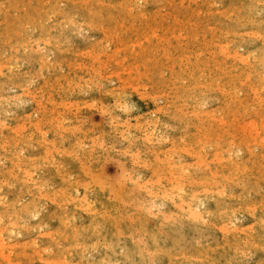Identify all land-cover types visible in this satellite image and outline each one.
Instances as JSON below:
<instances>
[{
  "label": "rangeland",
  "instance_id": "rangeland-1",
  "mask_svg": "<svg viewBox=\"0 0 264 264\" xmlns=\"http://www.w3.org/2000/svg\"><path fill=\"white\" fill-rule=\"evenodd\" d=\"M263 1L0 0V264L264 262Z\"/></svg>",
  "mask_w": 264,
  "mask_h": 264
},
{
  "label": "bare ground",
  "instance_id": "bare-ground-1",
  "mask_svg": "<svg viewBox=\"0 0 264 264\" xmlns=\"http://www.w3.org/2000/svg\"><path fill=\"white\" fill-rule=\"evenodd\" d=\"M54 1H55V0H54ZM123 1H124V0H123ZM255 1H256V0H255ZM36 2H37V1H36ZM127 2H128V1H127ZM263 2H264V1H263ZM28 3H29V2H28ZM28 3H27V4H28ZM43 3H44V1H43ZM55 3H56V2H55ZM242 3H243V2H242ZM257 3H258V2H257ZM257 3H256V4H257ZM52 4H53V3H52ZM121 4H122V3H121ZM244 4H245V3H244ZM262 4H263V3H262ZM58 5H59V4H58ZM263 5H264V4H263ZM242 6H243V5H242ZM41 7H42V6H41ZM48 7H49V6H48ZM54 7H55V8L52 9V12H53V10L56 9L58 6H57V7L54 6ZM257 7H259V5H258ZM260 7H262V6H260ZM49 8H50V7H49ZM85 8H86V7H85ZM119 8H120V7H119ZM25 9H26V8H25ZM25 9H24V10H25ZM33 9H34V8H33ZM43 9H44V11H45L46 8H43ZM229 9H230V8H229ZM241 9H242V8H241ZM257 9H258V8H257ZM262 9H263V8H262ZM26 10H27V9H26ZM28 10H29V9H28ZM37 10H38V9H37ZM129 10H130V8H129ZM234 10H235V9H234ZM258 10H259V9H258ZM17 11H18V10H17ZM40 11H41V10H40ZM49 11H50V10H49ZM93 11H94V10H93ZM125 11H127V10H125ZM132 11H133V10H132ZM235 11H236V10H235ZM255 11H256V10H255ZM24 12H25V11H24ZM52 12H51V13H52ZM59 12H60V11H59ZM89 12H90V11H89ZM237 12H238V11H237ZM242 12H243V11H242ZM53 13H54V12H53ZM62 13H63V12H62ZM128 13H129V12H128ZM257 13H258V12H257ZM259 13H260V12H259ZM259 13H258V14H259ZM261 13H262V12H261ZM14 14H15V13H14ZM58 14H59V13H58ZM65 14H66V13H65ZM123 14H124V13H123ZM227 14H229V13L227 12ZM234 14H235V12H234ZM236 14H237V13H236ZM238 14H239V12H238ZM240 14L243 15L244 13H240ZM49 15H50V14H48V17H49ZM130 15H131V13H130ZM130 15H129V17H130ZM231 15H232V14H231ZM231 15H230V16H231ZM253 15H254V14H253ZM44 16H45V15H44ZM51 16H52V14H51ZM62 16H63V15H62ZM68 16H69V15H68ZM70 16H71V15H70ZM104 16H105V15H104ZM233 16H234V15H233ZM255 16H257V14H256ZM258 16H259V15H258ZM4 17H5V16H4ZM13 17H14V15H13ZM21 17H22V16H21ZM27 17H28V16H27ZM53 17H54V15H53ZM53 17H51V18H53ZM56 17H57V16H56ZM105 17H106V16H105ZM246 17H247V15H246ZM11 18H12V17H11ZM63 18H64V16H63ZM70 18H71V17H70ZM234 18H236V17L234 16ZM256 18H257V17H256ZM12 19H13V18H12ZM23 19H24V18H23ZM27 19H28V18H27ZM46 19H47V18H46ZM57 19H58V18H57ZM59 19H60V18H59ZM61 19H62V18H61ZM61 19H60V21H61ZM113 19H114V18H113ZM121 19H122V18H121ZM245 19H246V18H245ZM262 19H263V18H262ZM2 20H3V19H2ZM7 20H8V19H7ZM43 20H44V19H43ZM43 20L41 19V21H43ZM62 20H63V19H62ZM67 20H68V19H67ZM88 20H89V19H88ZM241 20H242V18H241ZM251 20H252V19H251ZM3 21H4V20H3ZM9 21H10V20H9ZM96 21H97V20H96ZM114 21H115V20H114ZM246 21H247V20H246ZM254 21H255V20H254ZM39 22H40V19H39ZM43 22H44V21H43ZM72 22H73V21H72ZM76 22H77V21H76ZM233 22H235V21H233ZM233 22H232V23H233ZM258 22H259V21H258ZM5 23H6V22H5ZM5 23H4V25H5ZM9 23H11V22H9ZM74 23H75V22H74ZM98 23H99V22H98ZM262 23H263V22H262ZM243 24H244V23H243ZM249 24H251V23H249ZM255 24H256V23H255ZM259 24H260V23H259ZM244 25H246V24H244ZM234 26H235V23H234ZM241 26H242V25H241ZM256 26H258V25H256ZM256 26H255V27H256ZM249 27H250V26H249ZM257 28H259V27H257ZM5 29H7V27H6ZM40 29H41V28H40ZM262 29H263V28H262ZM7 30H8V29H7ZM7 30H6V31H7ZM257 30H258V29H257ZM263 30H264V29H263ZM4 31H5V30H4ZM0 32H1V31H0ZM255 32H257V31H255ZM255 32H254V34H255ZM5 33H6V32H5ZM261 33H262V32H261ZM0 34H1V33H0ZM258 34H259V33H258ZM1 36L3 37L2 34H1ZM1 36H0V37H1ZM256 36H257V35H256ZM262 36H263V35H262ZM262 36H261V38H262ZM259 37H260V35H259ZM249 38H250V36H249ZM256 38H257V37H256ZM263 38H264V37H263ZM263 38H262V39H263ZM7 39H8V38H7ZM252 39H253V38H252ZM257 39L259 40V38H257ZM257 39H256V40H257ZM258 40H257V41H258ZM254 41H255V40H254ZM261 41H262V40H261ZM244 42H245V41H244ZM244 42H243V43H244ZM255 42H256V41H255ZM258 42H260V41H258ZM262 42H263V41H262ZM260 43H261V42H260ZM260 43H259V44H260ZM263 45H264V44H263ZM260 47H261V45H260ZM262 47H263V46H262ZM257 48H258V47H256V49H257ZM259 49H260V48H259ZM252 51H253V50H252ZM259 51H260V50H259ZM262 51H263V50H262ZM238 52H239V51H236L235 54H237ZM260 52H261V51H260ZM242 53H243V52H242ZM242 53H241V54H242ZM246 53H247V52H246ZM251 53H252V52H251ZM255 53H256V52H255ZM225 54H226V53H225ZM262 54H263V52H262ZM262 54H261V55H262ZM247 55L250 56V54H248V53H247ZM253 55H254V54H253ZM259 55H260V54H259ZM237 56H238V55H237ZM237 56H236V57H237ZM240 58H242V56H241ZM245 58H246V57H245ZM245 58H244V60H245ZM248 58L250 59V57H248ZM248 58H247V60H249ZM252 59H253V58H252ZM259 59H260V57H259L257 60H259ZM247 60H246V61H247ZM263 60H264V59H263ZM240 61H242V60H240ZM255 61H256V59H255ZM255 61H253L254 64L256 63ZM244 62H245V61H244ZM244 62H242V63H244ZM259 62H262V63H263L262 59H261V61H259ZM248 63H249V62H248ZM262 63H261V64H262ZM244 64H245V63H244ZM259 64H260V63H259ZM261 64H260V65H261ZM263 65H264V64H263ZM255 66H258V65L255 64ZM244 69H245V68H244ZM261 69H262V68H261ZM236 70H237V69H236ZM237 71H238V70H237ZM234 72H235V71H234ZM234 72H233V73H234ZM257 72H258V71H257ZM259 72H260V70H259ZM259 72H258L257 74H259ZM261 72H263V71H261ZM176 73H177V72H176ZM237 73H238V72H237ZM242 73H243V72H242ZM250 73H251V72H250ZM178 74H179V73H178ZM217 74H220V73H217ZM226 74H227V73L225 72V75H223V76H226ZM240 74H241V73H240ZM243 74H245V73H243ZM243 74H242V75H243ZM179 75H180V74H179ZM193 75H195V73H194ZM221 75H222V74H221ZM227 75H228V74H227ZM230 75H231V74H229V76H230ZM236 75H237V74H236ZM260 75H261V74H260ZM260 75H259V76H260ZM176 76H177V75H176ZM229 76H228V78H229ZM232 76H233V75H232ZM245 76H246V75H245ZM250 76H251V75H250ZM256 76H257V75H256ZM259 76H258V77H259ZM186 77L188 78L187 75H186ZM190 77H191V75L189 76L188 79H190ZM230 77H231V76H230ZM234 77H236V76L234 75ZM253 77H255V76H253ZM181 78H182V77H181ZM184 78H185V77H184ZM187 78H186V79H187ZM194 78H195V77H194ZM194 78H193V79H194ZM228 78H227V79H228ZM236 78H238V77H236ZM262 78H263V76H262ZM174 79H175V78H174ZM193 79H191V80H193ZM218 79H219V77H218ZM218 79H217V80H218ZM232 79H233V78H232ZM240 79H241V78H240ZM240 79H239V80H240ZM191 80H190V81H191ZM217 80H216V81H217ZM228 80H229V79H228ZM233 80H234V79H233ZM245 80H246V78H245ZM261 80H262V79H260L259 82H261ZM178 81H179V80H178ZM186 81H187V80H186ZM193 81H194V80H193ZM241 81H242V80H241ZM241 81H240V82H241ZM191 82H192V81H191ZM230 83H231V82H230ZM249 83H250V81H249ZM256 83H257V82H256ZM261 83H262V82H261ZM216 85H217V84H216ZM218 85H219V83H218ZM248 85H249V84H248ZM254 85H255V83H254ZM254 85H253V86H254ZM185 86H187V85H185ZM190 86H191V85H190ZM250 86H251V85H250ZM251 87H252V86H251ZM256 87H259V88H260L259 85H258V86L256 85ZM256 87H255V88H256ZM261 87H262V86H261ZM192 88H193V87H192ZM253 88H254V87H253ZM262 88H263V87H262ZM189 89H190V88H189ZM193 89L195 90L196 88H193ZM201 89H202V88H201ZM234 89H236V87H235ZM234 89L232 88V90H234ZM198 90H199V89H198ZM261 90H262V89H261ZM184 91H185V89H184ZM192 91H193V90H191V92H192ZM200 91H203V90H200ZM200 91H198V92H200ZM230 91H231V90H230ZM191 92H190V93H191ZM231 92H232V91H231ZM231 92H230V93H231ZM248 92H249V91H248ZM258 92H260V91H258ZM186 93H187V92H186ZM195 93H196V92H195ZM228 93H229V92H228ZM237 93H238V92H237ZM249 93H250V92H249ZM199 94H200V93H199ZM202 94L204 95V92H201V95H202ZM205 94H206V93H205ZM193 95H194V93L192 92V96H193ZM249 95H250V94H249ZM187 96H188V95H187ZM206 96H207V95H206ZM227 96H228V95H227ZM231 96H232V95H231ZM234 96H235V95H234ZM252 96H253V95H252ZM189 97H190V96H189ZM224 97H225V96H224ZM235 97H236V96H235ZM238 97H240V96H238ZM242 97H243V96H242ZM244 97H245V95H244ZM250 97H251V95H250ZM250 97H249L248 99H250ZM254 97H255V96H254ZM256 97H257V96H256ZM192 98H193V97H192ZM192 98H191V99H192ZM222 98H223V96H222ZM228 98H229V97H228ZM233 98H234V97H233ZM259 98H260V97H259ZM261 98H263V97H261ZM197 99H199V98H197ZM202 99H203V98H202ZM229 99H230V98H229ZM229 99H225V100L227 101V100H229ZM253 99H254V98H253ZM257 99H258V98H257ZM257 99H256V100H257ZM206 100H207V98H206ZM220 100H221V99H220ZM234 100H235V99H234ZM242 100H243V99H242ZM254 100H255V99H254ZM260 100H261V99H260ZM260 100H258V101L260 102ZM202 101H203V100H202ZM202 101H200V102L202 103ZM240 101H241V100H240ZM246 101H247V100H246ZM258 101H257V102H258ZM262 101H263V100H262ZM191 102H192V101H191ZM193 102H194V101H193ZM220 102H221V101H220ZM222 102H223V101H222ZM253 102H254V101H253ZM253 102H252V103H253ZM257 102H256V103H257ZM189 103H190V102H189ZM194 103H195V102H194ZM201 103H200V104H201ZM203 103H204V101H203ZM249 103H251V102H249ZM224 104H225V103H224ZM224 104H223V105H224ZM244 104H245V103H244ZM201 105H202V104H201ZM225 105H226V104H225ZM237 105H238V104H237ZM237 105H236V106H237ZM240 105H242V102H241ZM255 105H256V104H255ZM259 105H261V104H259ZM220 106H221V105H220ZM243 106H244V105H243ZM198 107H199V105H198ZM229 107H230V106H229ZM246 107H247V106H246ZM254 107H255V106H254ZM259 107H260V106H259ZM193 108H194V107H193ZM196 108H197V107H196ZM219 108H220V107H219ZM222 108H225V106L222 107ZM246 109H247V108H246ZM252 109H253V108H252ZM195 110H196V109H195ZM198 110H199V108H198ZM198 110H196V111H198ZM213 110H214V109H213ZM230 110H231V109H230ZM244 110H245V109H244ZM259 110H260V109H259ZM261 110H262V109H261ZM200 111L202 112V110H200ZM224 111H226V110L224 109ZM233 111H234V110H231V111H229V112L232 113ZM211 112H212V111H211ZM215 112H216V111H215ZM218 112H219V111H218ZM249 112H251V111L249 110ZM198 113H199V112H198ZM230 113H229V114H230ZM234 113H236V112H234ZM234 113H233V114H234ZM238 113H239V112H238ZM240 113H241V112H240ZM221 114H223V113H221ZM221 114H220V115H221ZM229 114H228V116H229ZM236 114H237V113H236ZM252 114H253V113H252ZM257 114H258V116H259V113H257ZM260 114H261V113H260ZM195 115H196V114H195ZM210 115H211V114H210ZM224 115H225V114H224ZM213 116H214V114H213ZM211 117H212V116H211ZM214 117H217V116L215 115ZM219 117H220V116H219ZM229 117H230V116H229ZM229 117H228V119H229ZM260 117H261V116H260ZM195 118H196V117H195ZM197 118H198V117H197ZM197 118H196V119H197ZM217 118H218V117H217ZM237 118H238V116H237ZM253 118H254V117H253ZM253 118H251V120H252ZM261 118H262V117H261ZM231 119H232V118H231ZM234 119H235V118H234ZM249 119H250V118H249ZM254 119H257V118H254ZM254 119H253V120H254ZM197 120H198V119H197ZM212 120H213V119H212ZM224 120H225V119H224ZM229 120H230V119H229ZM229 120H228V121H229ZM251 120H250V121H251ZM209 121H210V120H209ZM209 121H208V122H209ZM225 121H226V120H225ZM232 121H233V119H232ZM234 121H235V120H234ZM247 121H248V120H247ZM198 122H199V121H198ZM2 123H4V122H2ZM224 123H225V122H224ZM229 123H231V122L229 121ZM213 124H215V123H213ZM237 124H239V123H237ZM198 125H199V124H198ZM198 125H197V126H198ZM215 125L217 126V124H215ZM215 125H214V126H215ZM230 125H231V124H230ZM240 126H243V125L240 124ZM195 127H196V126H195ZM217 127H218V126H217ZM245 127H246V125H245ZM198 128H199V127H198ZM200 128H201V127H200ZM200 128H199V129H200ZM211 128H212V127H211ZM211 128H210V129H211ZM219 128H220V127H219ZM221 128H222V127H221ZM246 128H247V127H246ZM202 129H203V128H202ZM239 129H240V128H239ZM211 130H214V128L211 129ZM219 130H220V129H219ZM209 131H210V130H209ZM215 131H216V130H215ZM239 131H240V130H239ZM201 132H202V131H201ZM228 132H229V131H228ZM236 132H237V129H236ZM214 133H215V132H214ZM223 133H224V132H223ZM229 133H230V132H229ZM229 133H228V134H229ZM232 133H233V132H232ZM207 134H208V133H207ZM224 134H225V133H224ZM219 135H220V134H219ZM224 136L226 137V135H224ZM224 136H222V139H223ZM235 136H237V135H235ZM243 136H245V135H243ZM246 136H247V135H246ZM208 138H209V135H208ZM212 138H213V137H212ZM220 138H221V136H220ZM227 138H228V137H227ZM232 138H233V137H232ZM232 138H231V139H232ZM240 138H241V136H240ZM236 139H237V138H236ZM238 139H239V138H238ZM248 139H249V138H248ZM263 139H264V138H263ZM198 140H200V139H198ZM229 140H230V139H229ZM229 140H228V142H229ZM225 142H226V140H225ZM225 142H224V143H225ZM257 142H258V141H257ZM224 143H223V144H224ZM230 143H232V142H230ZM230 143H229V144H230ZM250 143H251V142H250ZM214 144H215V143H214ZM219 144H220V143H219ZM219 144H218V145H219ZM225 144H226V143H225ZM258 144H259V143H258ZM226 145H227V144H226ZM263 145H264V144H263ZM263 145H262V146H263ZM221 146L224 147L225 145H221ZM221 146H220V148H222ZM228 146H229V145H228ZM231 146H233V145H231ZM217 147H218V146H217ZM217 147H216V149H217ZM249 149H251V148H249ZM214 150H215V148H214ZM219 150H220V149H219ZM224 150H225V149H224ZM262 150H263V149H262ZM238 151H239V150H238ZM263 151H264V150H263ZM216 152H217V151H216ZM218 152H219V151H218ZM229 152H230V151H229ZM223 153H224V152H223ZM251 153L254 154L255 152H251ZM225 154H226V153H225ZM235 154H236V153H235ZM253 154H252V155H253ZM257 154H258V153H257ZM229 155H230V154H229ZM217 156H218V154H217ZM217 156H216V157H217ZM220 156H221V155H220ZM218 157H219V156H218ZM223 157H224V156H223ZM225 157H226V156H225ZM237 157H238V156H237ZM226 158H227V157H226ZM249 158H250V157H249ZM261 158H263V157H261ZM220 159H221V158H220ZM232 159L234 160V158H232ZM241 159H242V158H241ZM241 159H240V160H241ZM246 159H247V158L245 157V160H246ZM252 159H253V158H252ZM258 159H259V158H258ZM263 159H264V158H263ZM217 160H218V158H217ZM254 160H255V159H254ZM223 161H224V160H223ZM234 162H235V161H234ZM240 162H241V161H240ZM258 162H261V161H258ZM221 163L223 164V162H221ZM231 163H232V162H231ZM235 163H237V162H235ZM242 163L244 164L243 161H242ZM254 163H255V162H254ZM262 163H263V161H262ZM237 164H240V163H237ZM255 164H257V163H255ZM258 164H259V163H258ZM258 164H257V165H258ZM260 164H261V163H260ZM227 165H228V164H227ZM234 165H235V168H236V164H234ZM234 165H232V167L230 166L231 169H234V168H233ZM246 165H247V164H246ZM246 165H245V166H246ZM249 165H250V164H249ZM202 166H203V165H202ZM238 166H239V165H238ZM247 166H248V165H247ZM251 166H252V165H251ZM259 166H262V165H259ZM225 167H226V166H225ZM227 167H228V166H227ZM240 167H241V166H240ZM221 168H223V167H221ZM221 168H219V169H221ZM228 168H229V167H228ZM252 168H254V166H252ZM252 168H251V169H252ZM257 168H258V167H257ZM257 168H256V169H257ZM203 169H204V168H203ZM206 169H207V168H206ZM219 169H218V170H219ZM226 169H227V168H226ZM229 169H230V168H229ZM231 169H230V170H231ZM241 169H242V168H241ZM247 169H248V168H247ZM262 169H264V168H262ZM204 170H205V169H204ZM230 170H229V171H230ZM239 170H240V169H239ZM249 170H250V169H249ZM253 170H254V169H253ZM221 171H222V170H221ZM229 171H228V172H229ZM232 171H233V170H232ZM232 171H231V172H232ZM236 171H238L237 168H236ZM240 171H241V170H240ZM240 171H239V172H240ZM250 171H251V170H250ZM254 171H255V170H254ZM263 171H264V170H263ZM203 172H204V171H203ZM216 172H217V171H216ZM239 172H238V173H239ZM241 172H242V171H241ZM247 172H248V170H247ZM201 173H202V172H201ZM243 173H244V172H243ZM261 173H262V172H261ZM189 174H190V173H189ZM191 174H192V173H191ZM193 174H194V173H193ZM207 174H208V173H207ZM246 174H247V173H246ZM257 174H258V173H257ZM215 175H216V174H215ZM241 175H242V173H241ZM252 175H253V174H252ZM254 175L256 176V174H254ZM196 176H197V175H196ZM196 176H194V177H196ZM201 176H202V175H201ZM208 176H209V174H208ZM210 176H212V175H210ZM218 176L221 177V176H223V175H221V176L218 175ZM237 176H238V175H237ZM244 176H245V174H244ZM246 176H247V175H246ZM249 176H250V175H249ZM249 176H248V177H249ZM258 176H259V174H258ZM258 176H257V177H258ZM187 177H188V176H187ZM190 177H191V176H190ZM202 177H203V176H202ZM202 177H200V179H201ZM223 177H224V176H223ZM257 177H256V178H257ZM198 178H199V176H198ZM215 178L217 179V176H215ZM246 178H247V177H246ZM251 178H252V177H251ZM253 178H254V177H253ZM253 178H252V179H253ZM261 178H262V177H261ZM188 179H190V178H188ZM200 179H199V182H200ZM206 179H207V177H206ZM211 179H212V177H210L208 180H211ZM194 180H195V179H194ZM201 180H202V179H201ZM212 180H213V179H212ZM212 180H211V183H212ZM214 180H215V179H214ZM236 180H237V179H236ZM239 180H240V178H239ZM239 180H238V181H239ZM259 180H260V179H259ZM262 180H263V179H262ZM188 181H190V180H188ZM196 181H197V180H196ZM245 181H246V180H245ZM249 181H250V178L248 179V182H249ZM251 181H254V179L251 180ZM193 182H194V184L196 183L195 181H193ZM201 182L204 183L205 181H204V182L201 181ZM213 182H214V181H213ZM255 182H256V181H255ZM257 182H258V181H257ZM259 182H260V181H259ZM262 182H263V181H262ZM188 183H189V182H188ZM202 183H201V184H202ZM239 183H241V181H239ZM242 183H247V182H244V179H243V180H242ZM260 183H261V182H260ZM196 184L198 185V181H197ZM199 184H200V183H199ZM204 184H205V183H204ZM204 184H203V185H204ZM215 184H216V183H215ZM215 184H214V185H215ZM218 184H219V183H218ZM248 184H249V183H248ZM256 184H257V183H256ZM261 184H263V183H261ZM189 185H190V184H189ZM192 185H193V184H192ZM197 185H196V186H197ZM208 185H211V184H208ZM214 185H213V186H214ZM219 185H220V184H219ZM243 185H244V184H243ZM245 185H246V184H245ZM254 185H255V184H254ZM254 185H253V186H254ZM258 185H259V184H258ZM186 186H187V185H186ZM199 186H200V185H199ZM199 186H198V187H199ZM216 186H217V185H215V187H216ZM250 186H252V184H250ZM262 186H264V184H263ZM187 187H188V186H187ZM190 187H191V185H190ZM194 187H195V186H194ZM201 187H202V186H201ZM217 187H218V186H217ZM219 187H221V186H219ZM240 187H241V186H240ZM242 187H243V186H242ZM191 188H192V187H191ZM199 188H200V187H199ZM258 188H259V187H258ZM258 188H257V189H258ZM186 189H189V188H186ZM213 189H214V188H213ZM217 189H218V188H217ZM217 189H216V190H217ZM241 189H243V188H241ZM244 189H245V188H244ZM248 189H249V188H248ZM248 189H246V190H248ZM262 189H263V188H262ZM189 190H190V189H189ZM194 190H195V188H194ZM194 190L191 189V191H194ZM258 190H259V189H258ZM197 191H198V190H197ZM201 191H203L202 188H201ZM242 191H243V190H241V192H242ZM244 191H245V190H244ZM255 191H256V190H255ZM250 192H251V191H250ZM188 193H189V192H188ZM192 193H193V192H192ZM206 193H209V192L206 191ZM96 194H97V193H96ZM193 194H194V193H193ZM193 194H192V195H193ZM196 194H197V193L195 192V195H196ZM200 194H201V193H200ZM256 194H259V193L256 192ZM263 194H264V193H263ZM192 195H191V196H192ZM205 195H206V194H204V196H205ZM207 195H208V194H207ZM213 195H214V194H213ZM260 195H261V194H260ZM260 195H259V196H260ZM193 196H194V195H193ZM196 196H197V195H196ZM202 196H203V195H202ZM202 196H201V197H202ZM223 196H227V195H223ZM228 196H229V195H228ZM263 196H264V195H263ZM0 197H1V196H0ZM150 197H151V196H150ZM206 197H207V196H206ZM211 197H212V196H211ZM216 197H217V196H216ZM230 197H231V196H230ZM136 198H137V197H136ZM191 198H192V197H191ZM194 198H195V197H194ZM209 198H210V196H209ZM222 198H223V197H222ZM224 198H225V197H224ZM241 198H242V197H241ZM241 198H240V199H241ZM260 198H261V197H260ZM1 199H2V198H1ZM95 199H96V198H95ZM153 199H154V198H153ZM192 199H193V198H192ZM214 199H216V198H215V195H214ZM225 199H226V198H225ZM250 199H251V197H250ZM185 200H186V198H185ZM190 200H191V199H190ZM202 200H203V199H202ZM202 200H201V202H202ZM221 200L223 201V199H221ZM248 200H249V199H248ZM251 200H252V199H251ZM3 201H4V200H3ZM3 201H2V202H3ZM187 201H188V200H187ZM198 201H199V200H198ZM225 201H226V200H225ZM241 201H242V200H241ZM252 201H253V200H252ZM256 201H257V200H256ZM258 201H259V200H258ZM258 201H257V203H258ZM262 201L264 202V199H262ZM199 202H200V201H199ZM199 202H198V203H199ZM208 202H209V201H208ZM212 202H214V201H212ZM216 202H221V201H216ZM242 202H243V201H242ZM253 202H254V201H253ZM4 203H5V202H4ZM133 203H134V202H133ZM198 203H197V204H198ZM210 203H211V202H210ZM214 203H215V202H214ZM214 203H213V204H214ZM225 203H226V202H225ZM238 203H240V200H239ZM238 203H237V204H238ZM249 203H250V200H249ZM260 203H261V201H260ZM260 203H259V204H260ZM143 204H144V203H143ZM182 204H183V203H182ZM184 204H188V202L186 203V201H185ZM189 204H190V203H189ZM189 204H188V205H189ZM204 204H205V203H204ZM220 204H221V203H220ZM240 204H241V203H240ZM243 204H244V203H242V205H243ZM245 204H246V203H245ZM252 204H253V203L251 202V205H252ZM254 204H256V202H255ZM1 205H2V204H1ZM8 205H9V202H8ZM194 205H195V202H194ZM199 205H200V204H199ZM214 205H216V203H215ZM214 205H213V206H214ZM222 205H223V204H222ZM251 205H250V206H251ZM261 205L264 206V204H261ZM151 206H152V205H151ZM184 206H185V205H184ZM189 206H190V205H189ZM213 206H212V207H213ZM217 206H218V203H217ZM224 206L226 207V205H224ZM224 206H223V207H224ZM234 206H235V205H234ZM234 206H233V207H234ZM236 206H237V205H236ZM243 206L245 207V206H247V204H246V205H243ZM11 207H12V206H11ZM19 207H20V206H19ZM191 207H192V206H191ZM193 207H194V206H193ZM199 207H200V206H199ZM218 207H220V206H218ZM223 207H222V209H223ZM239 207H240V205H239ZM252 207H253V206H252ZM257 207H258V205H257ZM260 207H261V206H260ZM9 208H10V207H8V210H10ZM12 208H13V207H12ZM23 208H24V207H23ZM140 208H141V207H140ZM181 208H182V207H181ZM183 208H184V207H183ZM201 208H202V207H201ZM204 208H205V207H204ZM210 208H211V207H210ZM210 208H209V209H210ZM228 208H229V207H228ZM228 208H226V210H227ZM241 208H242V207H241ZM261 208H263V207H261ZM4 209H5V208H4ZM211 209H212V208H211ZM219 209H221V208H219ZM253 209H254V208H253ZM253 209H252V210H253ZM263 209H264V208H263ZM2 210H3V209H2ZM5 210H6V209H5ZM199 210H200V209H199ZM213 210H214V209H213ZM232 210H233V209H232ZM234 210H235V209H234ZM234 210H233V211H234ZM237 210H238V209H237ZM237 210H236V211H237ZM240 210H242V209H240ZM244 210H245V209H244ZM246 210H247V209H246ZM257 210H258V209H257ZM261 210H262V209H261ZM3 211H4V210H3ZM224 211H225V210H224ZM224 211H223V212H224ZM228 211H229V210H228ZM236 211H235V212H236ZM238 211H239V210H238ZM248 211H249V209H248ZM255 211H256V210H255ZM263 211H264V210H263ZM4 212H5V211H4ZM12 212H13V211H12ZM184 212H185V211H184ZM201 212H202V211H201ZM250 212H251V211H250ZM1 213H2V211H1ZM189 213H190V212H189ZM226 213H227V211H226ZM229 213H230V211H229ZM231 213H232V212H231ZM231 213H230V214H231ZM236 213H237V212H236ZM254 213H256V212H254ZM259 213H261V212L259 211ZM2 214H4V213H2ZM11 214H12V213H11ZM209 214H210V213H209ZM227 214H228V213H227ZM187 215H188V214H187ZM217 215H218V214H217ZM228 215H229V214H228ZM231 215H232V214H231ZM231 215H230V216H231ZM235 215H236V214H235ZM235 215H234V216H235ZM250 215H251V214H250ZM3 216H4V215H3ZM6 216H7V215H6ZM6 216H5V217H6ZM9 216H10V215H9ZM212 216H213V215H212ZM251 216H252V215H251ZM260 216H261V215H259L258 217H260ZM13 217H14V216H13ZM15 217H16V216H15ZM188 217H189V216H188ZM188 217H186V219H189ZM210 217H211V216H210ZM210 217H209V218H210ZM215 217H216V216H215ZM217 217H218V216H217ZM232 217H233V216H232ZM252 217H253V216H252ZM11 218H12V217H11ZM184 218H185V217H184ZM207 218H208V217H207ZM213 218H214V217H212V220H213ZM235 218H236V217H235ZM235 218H234V219H235ZM1 219H3V217H2ZM8 219H9V217H8ZM219 219H220V218H219ZM223 219H224V218H223ZM236 219H237V218H236ZM255 219H257V218H255ZM198 220H199V219H198ZM208 220H209V219H208ZM208 220H207V221H208ZM226 220H227V219H226ZM252 220H253V219H252ZM7 221H8V220H7ZM188 221H189V220H188ZM188 221H186V222H188ZM207 221H206V223H207ZM213 221H215V220H213ZM258 221H260V220H258ZM5 222H6V221H4V223H5ZM8 222H9V221H8ZM189 222H190V221H189ZM201 222H202V221H201ZM203 222H204V221H203ZM203 222H202V223H203ZM222 222H223V221L221 220L220 223H222ZM224 222H225V221H224ZM256 222H257V221H256ZM11 223H12V221H11ZM15 223H16V222H15ZM202 223H200V224L202 225ZM209 223H210V222H209ZM218 223H219V222H218ZM220 223H219V225H220ZM257 223H258V222H257ZM2 224H3V223H2ZM2 224H1V225H2ZM16 224H17V223H16ZM189 224H190V223H189ZM196 224H197V223H196ZM196 224H195V226H197ZM216 224H217V223H216ZM226 224H227V223H226ZM228 224H229V223H228ZM190 225H192V224H190ZM217 225H218V224H217ZM217 225H216V226H217ZM231 225H232V224H231ZM252 225H253V224H252ZM257 225H258V224H257ZM12 226H13V225H12ZM14 226H15V225H14ZM193 226H194V225H193ZM204 226H205V225H204ZM204 226H203V227H204ZM260 226H261V225H260ZM7 227H8V225H7ZM26 227H27V226H26ZM188 227H189V225H188ZM197 227H198V226H197ZM253 227L255 228V226H253ZM253 227H252V228H253ZM256 227H257V226H256ZM261 227L263 228V226H261ZM261 227H260V228H261ZM2 228H3V227H2ZM191 228H192V227H191ZM198 228H199V227H198ZM207 228H208V227H207ZM228 228H229V227H228ZM8 229H9V228H8ZM222 229H223V228H222ZM256 230H257V229H256ZM256 230H255V231H256ZM258 230H259V229H258ZM261 230H262V229H261ZM263 230H264V229H263ZM219 231H220V230H219ZM239 231H240V230H239ZM239 231H238V232H239ZM1 232H2V231H1ZM5 232H6V231H5ZM189 232H190V231H189ZM191 232H192V231H191ZM191 232H190V233H191ZM198 232H199V231H198ZM202 232H203V231H202ZM228 232H229V231H228ZM238 232H237V233H238ZM240 232H241V231H240ZM250 232H251V231H250ZM253 232H254V231H253ZM253 232H252V233H253ZM208 233H209V232H208ZM230 233H231V232H230ZM237 233H235V234H237ZM244 233H245V232H244ZM248 233H249V231H248ZM254 233H255V232H254ZM256 233L258 234V231H256ZM259 233H260V231H259ZM263 233H264V232H263ZM1 234H2V233H1ZM3 234H4V233H3ZM7 234H8V233H7ZM194 234H195V233H194ZM202 234H204V233H202ZM205 234H206V233H205ZM220 234H222V233H220ZM225 234H226V233H225ZM250 234H251V233H250ZM261 234H262V233H261ZM261 234H258V235H261ZM197 235H198V234H197ZM237 235H238V234H237ZM262 235H263V234H262ZM2 236H3V235H2ZM12 236H13V235H12ZM195 236H196V235H195ZM195 236H194V237H195ZM200 236H201V234H200ZM203 236H204V235H203ZM206 236H207V235H206ZM221 236H222V235H221ZM226 236H227V235H226ZM231 236H232V235H231ZM235 236H236V235H235ZM223 237H224V236H223ZM223 237H222V238H223ZM239 237H240V235H239ZM243 237H244V236H243ZM246 237H247V236H246ZM248 237H249V236H248ZM248 237H247V238H248ZM259 237H260V236H259ZM203 238H204V237H203ZM207 238H211V237H208V236H207ZM227 238H228V237H227ZM227 238H226V239H227ZM237 238H238V237H237ZM250 238H251V237H250ZM252 238H254V237L252 236ZM255 238H257V237H255ZM261 238H262V237H261ZM261 238H260V240H261ZM8 239H9V238H8ZM11 239H12V238H11ZM235 239H236V238H235ZM248 239H249V238H248ZM4 240H5V239H4ZM4 240H3V241H4ZM149 240H150V239H149ZM192 240H193V238H192ZM192 240H191V242H193ZM194 240H195V239H194ZM209 240H211V239H209ZM240 240H241V239H240ZM242 240L244 241V239H242ZM249 240H250V239H249ZM249 240H248V241H249ZM254 240H255V239H254ZM260 240H258V241H260ZM6 241L9 242L10 240H6ZM139 241H140V240H139ZM222 241H224V240L222 239ZM227 241H228V240H227ZM233 241H234V240H233ZM233 241H232V242H233ZM252 241H253V240H252ZM187 242H188V241H187ZM207 242H208V241H207ZM228 242H230V241H228ZM9 243H10V242H9ZM11 243H12V242H11ZM154 243H155V242H154ZM204 243L207 244L206 242H204ZM209 243H212V242H209ZM213 243H214V242H213ZM213 243H212V245H213ZM215 243H216V242H215ZM215 243H214V244H215ZM230 243H231V242H230ZM247 243H248V242H247ZM250 243H251V242H250ZM250 243H248V244H250ZM255 243H257V240H256ZM137 244H138V242H137ZM137 244L134 243L135 246H136ZM191 244H192V243H191ZM205 244H204V245H205ZM232 244H233V243H231V245H232ZM239 244H240V243H239ZM242 244H244V242H243ZM252 244H254V243H251V245H252ZM5 245H6V244H5ZM139 245H140V244H139ZM152 245H153V244H152ZM195 245H196V244H195ZM195 245H194V246L191 245V246H192V247H195ZM201 245H202V242H201ZM228 245H229V244H228ZM233 245H234V244H233ZM233 245H232V246H233ZM240 245H241V244H240ZM257 245H259V242L257 243ZM155 246H156V245H155ZM213 246H214V245H213ZM221 246H222V245H221ZM223 246H224V244H223ZM229 246H230V245H229ZM237 246H238V245H237ZM237 246H236V248H237ZM13 247H15V245H14ZM112 247H113V246H112ZM128 247L130 248L129 245H128ZM140 247H141V246H140ZM144 247H145V246H144ZM196 247L199 248V246H197V245H196ZM204 247H206V246H204ZM207 247L209 248L210 246L207 245ZM217 247H219V246H217ZM252 247H253V246H252ZM258 247H259V246H258ZM260 247H261V246H260ZM5 248H6V246H5ZM24 248H25V247H24ZM24 248H23V249H24ZM34 248H35V247H34ZM48 248H49V247H48ZM108 248H109V247H108ZM141 248H142V247H141ZM158 248H159V247H158ZM168 248H170V247H168ZM168 248H167V249H168ZM185 248H186V247H185ZM227 248H228V247H227ZM236 248H235V249H236ZM243 248L246 249L245 247H243ZM263 248H264V247H263ZM3 249H4V248H3ZM7 249H8V248H7ZM15 249H16V248H15ZM40 249H41V248H40ZM64 249H65V248H64ZM64 249H62V251H63ZM67 249H68V248H67ZM69 249H70V248H69ZM69 249H68V250H69ZM94 249H95V248H94ZM94 249H93V250H94ZM101 249H103V248H101ZM117 249H118V248H117ZM125 249H126V248H125ZM153 249L155 250V252L157 251V249H155V248H153ZM178 249H179V248H178ZM190 249H191V248H190ZM215 249H216V248H215ZM220 249H222V251H223V248H220ZM224 249H226V248H224ZM228 249H229V248H228ZM232 249H233V248H232ZM235 249H233V250H235ZM238 249H239V248H238ZM257 249H258V248H257ZM257 249H255V252H256ZM35 250H36V249H35ZM37 250H38V249H37ZM80 250H82V249H80ZM88 250H90V252H91V249H88ZM96 250H98V249H96ZM105 250H106V249H105ZM127 250H128V249H127ZM127 250H126V251H127ZM131 250H132V249H131ZM131 250H130V251L128 250V251L131 252ZM133 250H134V249H133ZM151 250H152V249H151ZM158 250H159V249H158ZM160 250H161V249H160ZM168 250H169V249H168ZM170 250H171V249H170ZM183 250H184V249H183ZM185 250H186V249H185ZM185 250H184V251H185ZM187 250H188V248H187ZM197 250H198V249H197ZM201 250H202V249H201ZM208 250H209V249H208ZM211 250H212V248H211ZM250 250H251V249H250ZM253 250H254V249H253ZM10 251H11V249H10ZM33 251H34V250H33ZM38 251H39V250H38ZM38 251H37V252H38ZM82 251H84V250H82ZM98 251H99V250H98ZM103 251H104V250H103ZM117 251H118V250H117ZM128 251H127V252H128ZM136 251H138V250L136 249ZM143 251H144V250H143ZM161 251H162V250H161ZM165 251H166V250H165ZM171 251H172V250H171ZM176 251H177V250H176ZM176 251H175V252H176ZM178 251H179V250H178ZM184 251H183V253H184ZM209 251H210V250H209ZM212 251H213V250H212ZM214 251H215V250H214ZM218 251H219V250H218ZM240 251H241V250H240ZM244 251H245V250H244ZM15 252H16V251H15ZM37 252H36V253H37ZM48 252H49V251H48ZM48 252H47V253H48ZM60 252H61V251H60ZM69 252H70V251H69ZM71 252H73V251H71ZM93 252H94V251H93ZM95 252H96V251H95ZM100 252H101V251H100ZM120 252H121V251H120ZM120 252H119V254L122 253V252H121V253H120ZM139 252H140V251H139ZM159 252H160V251H159ZM181 252H182V251H181ZM193 252H194V251H193ZM206 252H207V251H206ZM219 252H220V251H219ZM226 252H227V251H226ZM235 252H236V251H235ZM9 253H10V252H9ZM16 253H17V252H16ZM19 253H20V252H19ZM24 253H25V250H24ZM24 253H23V254H24ZM40 253H41V252H40ZM49 253H50V252H49ZM74 253H76L75 249H74ZM87 253H88V252H87ZM113 253H114V252H113ZM115 253H116V252H115ZM115 253H114V254H115ZM117 253H118V252H117ZM123 253H125V250H124ZM132 253H133V252H132ZM160 253H161V252H160ZM178 253H179V252H178ZM188 253H191V252H188ZM196 253H198V252H196ZM208 253H209V252H208ZM211 253H212V252H211ZM213 253H214V252H213ZM213 253H212V254H213ZM221 253H222V252H221ZM238 253H239V252H238ZM244 253H245V252H244ZM258 253H260V252H258ZM27 254H28V253H27ZM29 254H30L29 257H31V253H29ZM34 254H35V253H34ZM34 254H33V256H34ZM43 254H44V253H43ZM72 254H73V253H71V255H72ZM76 254H77V253H76ZM85 254H86V253H85ZM89 254H90V253H89ZM104 254H105V253H104ZM110 254H111V253H110ZM119 254H118V256H119ZM128 254H129V253H128ZM137 254H138V252H137ZM156 254H157V253H156ZM168 254H169V253H168ZM174 254H175V253H174ZM180 254H181V253H180ZM184 254H185V253H184ZM203 254H204V252H203ZM225 254H226V253H225ZM242 254H243V253H242ZM261 254H262V253H261ZM10 255H11V254H9V257H7L6 255H4V256H6L7 259H9V258H10ZM17 255H18V254H17ZM17 255H16V256H17ZM37 255H39V254L37 253ZM82 255H83V254H82ZM82 255L80 254V256H82ZM90 255H91V254H90ZM90 255H87V257H88V256L90 257ZM108 255H109V253H108ZM126 255H127V254H126ZM130 255H132V254H130ZM133 255H134V254H133ZM138 255H139V254H138ZM138 255H137V256H138ZM145 255H146V254H145ZM147 255H148V254H147ZM164 255H166V254H164ZM171 255H172V254H171ZM178 255H179V254H178ZM185 255H187V254H185ZM196 255H197V254H196ZM204 255H205V254H204ZM208 255H209V254H208ZM210 255H211V254H210ZM216 255H217V254H216ZM216 255H215V256H216ZM219 255H221V254L219 253ZM222 255H224V253H223ZM226 255H227V254H226ZM243 255H244V254H243ZM262 255H263V254H262ZM4 256H3V257H4ZM14 256H15V254H14ZM20 256H21V255H20ZM27 256H28V255H27ZM39 256H40V255H39ZM66 256H67V255H66ZM73 256H74V255H73ZM78 256H79V255H76V258H77ZM103 256H104V255H103ZM110 256H111V255H110ZM115 256H116V255H115ZM121 256H122V255H121ZM124 256H125V255H124ZM154 256H155V255H154ZM168 256L171 258L170 254H169ZM194 256H195V253H194L193 257H194ZM198 256H200V255L198 254ZM224 256H225V255H224ZM240 256H241V254H240ZM11 257H12V256H11ZM40 257H41V256H40ZM44 257H46V255H45ZM67 257H68V256H67ZM92 257H93V256H91V258H92ZM97 257H98V256H96V259H97ZM140 257H141V256H140ZM140 257H139V260H140ZM148 257H149V256H148ZM148 257H147V258H148ZM164 257H165V256H164ZM169 257H168V258H169ZM173 257H174V256H173ZM179 257H180V255H179ZM189 257H192V254H190V255L188 256V259H189ZM219 257H220V256H219ZM221 257H222V256H221ZM226 257H227V256H226ZM231 257H232V256H231ZM244 257H245V256H244ZM38 258H39V257H38ZM41 258H42V257H41ZM72 258L74 259L75 256L72 257ZM82 258L85 259L83 256H82ZM91 258H90V259H91ZM99 258H100V257H99ZM130 258H131V257H130ZM149 258H150V257H149ZM205 258L208 259V256H207V257L205 256ZM210 258H211V257H210ZM214 258H215V257H214ZM228 258H229V257H228ZM4 259H5V257H4ZM18 259H19V258H18ZM20 259H21V258H20ZM20 259L17 260V262H18V261H19L20 263L23 262V261L20 260ZM26 259H27V258H26ZM36 259H37V257H36ZM39 259H40V258H39ZM61 259H62V257H61ZM70 259H71V258H70ZM77 259H78V258H77ZM80 259H81V258H80ZM92 259H93V258H92ZM96 259H95V260H96ZM100 259H101V258H100ZM102 259H103V258H102ZM126 259H127V258H126ZM142 259H143V258H142ZM144 259H146V258H144ZM152 259H153V258H152ZM174 259H176V258H174ZM191 259H192V258H191ZM196 259H198V257H197ZM220 259H222V258H220ZM225 259H226V258H225ZM225 259H224V257H223V260H222V261L224 262ZM262 259H263V258H262ZM2 260H3V259H2ZM24 260H25V259H24ZM53 260H54V259H53ZM55 260H56V259H55ZM106 260H107V258H106ZM114 260H115V258H114ZM114 260H113V261H114ZM118 260H119V259H118ZM132 260H134V259L132 258ZM147 260H148V259H147ZM156 260H157V259H156ZM156 260H155V261H156ZM164 260H165V258H164ZM176 260H177V259H176ZM180 260L182 261V259H180ZM199 260H201V259H199ZM209 260H211V259H209ZM215 260H216V258H215ZM231 260H233V259H231ZM256 260H257V259H256ZM5 261H6V260H5ZM10 261H11V260H10ZM12 261H13V260H12ZM43 261H44V259H43ZM82 261H83V260H82ZM110 261H112V260H110ZM110 261H109V262H110ZM140 261H141V260H140ZM159 261H160V260H159ZM195 261H197V260H195ZM207 261H208V260H207ZM212 261H213V260H212ZM216 261H217V260H216ZM263 261H264V260H263ZM0 262H1V261H0ZM57 262H58V261H57ZM63 262H64V261H63ZM72 262H73V261H72ZM74 262H75V261H74ZM94 262H95V261H94ZM117 262H118V261H117ZM138 262H139V261H138ZM143 262H144V261H143ZM149 262H150V261H149ZM161 262H162V261H161ZM168 262H170V261H168ZM168 262H167V263H168ZM171 262H173V261H171ZM214 262H215V261H214ZM226 262H227V261H226ZM234 262H235V261H234ZM1 263H2V262H1ZM78 263H80V260H79ZM82 263H83V262H82ZM84 263H86V262H84ZM84 263H83V264H84ZM87 263H91V262L88 261ZM92 263H93V262H92ZM96 263H97V262H96ZM100 263H102V262H100ZM104 263H105V262H104ZM112 263H114V262H112ZM115 263H116V262H115ZM120 263H121V262H120ZM120 263H119V264H120ZM123 263H124V262H123ZM123 263H122V264H123ZM131 263L135 264L134 261L131 262ZM176 263H178V262H176ZM181 263H183V261H182ZM185 263H186V261H185ZM216 263H217V262H216ZM221 263H222V262H221ZM231 263H233V262H231ZM235 263H236V262H235ZM244 263H245V262H244ZM257 263H258V262H257ZM260 263H261V262H260ZM23 264H24V263H23ZM94 264H95V263H94ZM102 264H103V263H102ZM109 264H110V263H109ZM137 264H139V263H137ZM140 264H141V263H140ZM146 264H147V263H146ZM150 264H154V263H151V262H150ZM162 264H163V263H162ZM168 264H169V263H168ZM174 264H175V262H174ZM196 264H198V263H196ZM200 264H201V263H200ZM223 264H224V263H223ZM227 264H229V263L227 262ZM239 264H240V263H239ZM261 264H264V262H262Z\"/></svg>",
  "mask_w": 264,
  "mask_h": 264
}]
</instances>
